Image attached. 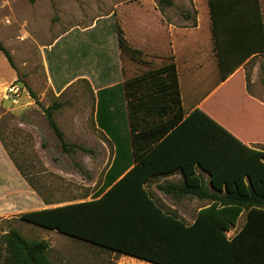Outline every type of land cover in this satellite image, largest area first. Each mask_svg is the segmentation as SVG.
Masks as SVG:
<instances>
[{
	"label": "trees",
	"instance_id": "16d2710c",
	"mask_svg": "<svg viewBox=\"0 0 264 264\" xmlns=\"http://www.w3.org/2000/svg\"><path fill=\"white\" fill-rule=\"evenodd\" d=\"M172 6V0H157L158 8ZM208 7L220 82H224L254 50L250 48L240 57H236V51L223 52L218 40L220 15H227L224 11L243 10L249 26H260L263 38L259 0H208ZM117 40L123 61L128 58L144 64L142 53L131 46L118 26ZM0 53L12 66V58L1 43ZM167 60L170 62L158 68L126 77L121 85L132 154L125 167L110 178L117 161L115 156L91 200L60 202L53 208L23 213L18 219L103 253L149 264H264V144L256 143L264 142L260 127L261 122L264 124V104L247 96L240 73L201 108L186 116L176 63L172 58ZM245 79L248 80L246 76ZM262 84L264 86V78ZM107 91L110 89L103 90ZM112 101L108 98L102 102L97 97L99 128L101 109L108 103L113 106ZM62 107L61 102L55 101L43 111L62 150L90 153L86 148L65 142L54 119V112ZM195 118L201 121L203 156L178 164L184 169L179 172L182 175L180 184L157 185L173 199L191 197L209 202L198 212L194 222L187 224L174 212L165 210L148 186L177 173L169 170L173 159L166 151L167 136L181 123L186 126ZM108 120L111 122L114 117ZM219 120L226 127L217 123ZM0 142L7 151L1 135ZM11 160L34 189L16 161ZM193 165L202 171L196 173ZM244 212V224L228 237L227 233L237 226ZM49 248L47 241L27 239L11 227L0 235V264H54L48 255Z\"/></svg>",
	"mask_w": 264,
	"mask_h": 264
},
{
	"label": "rangeland",
	"instance_id": "374dc122",
	"mask_svg": "<svg viewBox=\"0 0 264 264\" xmlns=\"http://www.w3.org/2000/svg\"><path fill=\"white\" fill-rule=\"evenodd\" d=\"M172 1L174 12L187 14L189 24L197 15H203L204 0ZM154 3L157 4V0H0V43L9 52L13 63L11 66L0 53V135L9 160L16 161L35 189L18 177L20 172L13 162L12 176L1 168L0 186L5 189L0 190V200L3 195H11L14 210L6 219L0 218V235L12 227L27 239L47 241L50 246L48 255L54 264H148L121 260L111 254L100 256L87 244L20 222L18 217L44 207H56L60 202L67 204L93 199L112 158L117 156L110 178L131 160L129 125L121 85L99 90L96 96L102 102L108 98L110 102L113 100V106L108 103L101 109L98 119L109 141L94 124V96L89 87L82 81L72 85L66 83L93 63L92 67L98 64L103 75L109 76V67L116 66L118 61L117 26L131 46L142 53L144 61L139 64L126 58L124 61L129 65L125 78L170 62L169 58L162 57L160 63L145 48L144 42L149 39L150 24L155 18ZM202 35L196 34L198 37ZM258 59L246 66L248 74ZM46 64L57 91L66 85L58 97L46 83ZM263 78L264 70L260 69L257 77L249 79V92L262 100ZM10 84L19 85L17 96L7 97L6 89ZM107 89L110 91L103 92ZM55 101L63 104L54 112V119L65 142L86 148L90 153L77 149L69 153L62 150L43 112ZM108 117H114V120L110 122ZM260 127L264 133L262 122ZM159 194L161 202L166 206L173 205L181 216L192 215V199L174 202L163 193ZM201 202L209 204L208 201ZM245 215L244 212L239 217L237 226L227 233L228 237L241 228Z\"/></svg>",
	"mask_w": 264,
	"mask_h": 264
},
{
	"label": "crops",
	"instance_id": "0c3cea01",
	"mask_svg": "<svg viewBox=\"0 0 264 264\" xmlns=\"http://www.w3.org/2000/svg\"><path fill=\"white\" fill-rule=\"evenodd\" d=\"M204 2L205 9L203 10L202 17L197 15L195 21L191 24H189V17L187 14L178 15L174 12L173 6L160 10L157 7V4L154 3L152 11L155 13V18L150 24L149 39L144 42V44L147 45L145 48H147L151 54H154L152 57L155 56L154 58L159 62L164 57L166 59H174L177 66L182 104L186 112V116L190 115L196 109L201 108L212 95L218 92L240 73L244 81V88L247 96L260 104H264V100L249 92L250 77H257L258 70H264V0H259L261 10L260 13L262 15L263 38H261L260 26L257 24H255V27L249 26L250 24L246 21V13H244L243 10V12L241 10L236 12L224 11L223 13L227 15H220L218 40L222 46L223 52L228 53L236 51V57H240L250 48L254 50V53H252V55L248 57V59H246V61L224 82H220V67L216 57L215 43L212 35V21L210 18L208 0H204ZM241 17H243V20ZM198 33H202L204 35L198 37L196 36ZM117 57V65L109 67V76L106 77L103 75L102 71L98 69V64H95L92 67L93 63L92 65L88 64V68L84 72L74 75V77L66 83V85H72L78 81H82L89 87L94 96V124L104 135V131L98 127L96 121V96L99 90L113 85H122L126 79L125 72L129 64L122 60L119 46L117 50ZM256 58H259L258 61L261 60L262 63L260 61V63H257V61V64L255 63L253 65L251 72L248 74L246 66H248L252 61H255ZM47 67L48 66L46 64V83L50 86V89L54 92L55 96L58 97L63 92V88L66 85L61 88L60 91H57L53 80L50 78ZM245 76L248 80L245 79ZM253 82L254 80H252V83ZM200 123L201 121L195 118L188 122L186 126L181 123L172 131V133L168 134L167 139L169 138V141L166 146V151L173 159V164L169 166V170L177 173L165 179L153 182L148 186V190L152 196L163 205L165 210L174 212L179 219L185 221L187 224H192L198 212L208 206L200 204L202 203L201 201L206 200L191 197L173 199L169 195L160 191L157 188V185L165 183L180 184L182 181V175L179 174V172H183L184 169L179 168L178 164L181 162L184 163V160H187L188 158L192 160L203 156L205 147ZM217 123L226 127V125H224V123L220 120L217 121ZM113 158L106 172L110 168ZM193 167L196 173H200L202 171V169H200L197 165H193ZM1 168H4L5 173L8 170L10 176L13 175L14 167L12 162L9 160L6 150L0 142V172ZM18 173L19 172H16L15 170V174L18 175ZM18 177L23 179L21 175H18ZM204 177L207 178L208 176L205 174ZM151 187L153 190H151ZM2 188L5 189L0 186V190H2ZM159 192L163 193L174 202H180L184 199H192L191 201L194 205L192 215L186 216L182 214L181 216L175 210L173 205L166 206L163 204L160 200L162 196ZM17 197H22V195H18ZM13 210L12 196L3 195L2 200H0V218L6 219L9 215H12ZM188 221L191 222L188 223ZM96 251L100 256L102 254H106L98 249H96ZM125 259L131 261L136 260L131 257L121 256V260Z\"/></svg>",
	"mask_w": 264,
	"mask_h": 264
},
{
	"label": "built area",
	"instance_id": "2783aa9c",
	"mask_svg": "<svg viewBox=\"0 0 264 264\" xmlns=\"http://www.w3.org/2000/svg\"><path fill=\"white\" fill-rule=\"evenodd\" d=\"M20 92V88L18 84H10L6 89L7 97L17 96Z\"/></svg>",
	"mask_w": 264,
	"mask_h": 264
}]
</instances>
